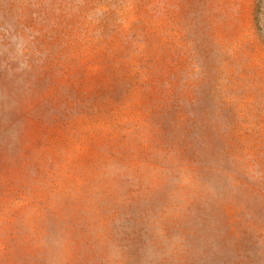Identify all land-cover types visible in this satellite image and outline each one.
I'll list each match as a JSON object with an SVG mask.
<instances>
[{
    "label": "rangeland",
    "instance_id": "obj_1",
    "mask_svg": "<svg viewBox=\"0 0 264 264\" xmlns=\"http://www.w3.org/2000/svg\"><path fill=\"white\" fill-rule=\"evenodd\" d=\"M0 264H264V0H0Z\"/></svg>",
    "mask_w": 264,
    "mask_h": 264
}]
</instances>
